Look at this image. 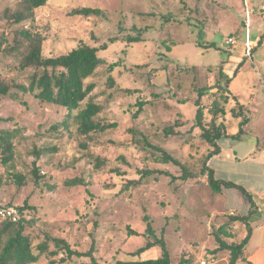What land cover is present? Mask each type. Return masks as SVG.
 Listing matches in <instances>:
<instances>
[{
	"label": "rangeland",
	"instance_id": "rangeland-1",
	"mask_svg": "<svg viewBox=\"0 0 264 264\" xmlns=\"http://www.w3.org/2000/svg\"><path fill=\"white\" fill-rule=\"evenodd\" d=\"M17 1L0 0L1 44L12 42L22 29L38 30L45 35L43 55L49 57L70 51L81 40L88 41L101 46L99 56L104 59L86 80L95 83V93L104 88L113 61H117L112 73L118 82L138 89L132 95L117 92L109 103L106 95L99 94L97 101L107 105L104 115L119 126L93 134L88 140L76 130L77 110L67 114L66 109L42 102L13 85L16 81L26 82L34 69L21 70L18 63L0 51V78H6L10 93L17 94L16 99L11 94H0V129L20 126L24 130L19 135L23 143L17 145L14 159L7 164L0 161V207L21 206L25 200L34 206L30 222L25 225L33 243L46 236L66 237L81 251L94 243V255L102 264L118 259L158 258L162 254L160 245L140 256L130 254L154 239L143 234L147 216L157 236L165 238L174 262L183 255L199 261L212 257L218 245L216 231L229 221L230 213L250 214V223L255 226L257 214L254 208L249 211V201L242 191L231 188L215 193L201 175V159L209 146L199 137V130L188 129L197 110L195 88L215 83L222 61L225 82L243 60L230 82V89L245 105L243 115L229 111L221 122L228 134H238L246 116L248 121L239 140L225 136L220 143L225 148L224 158L230 159L235 158L236 150L241 154L264 148V38L258 44L264 34V0H202L199 6L201 2L208 3L203 12L194 0H140L137 7L130 6L129 0H47L33 19L9 25L3 11ZM78 6L100 7L102 14L72 15L70 11ZM145 8L151 13L138 12ZM248 12L249 41L251 47H256L251 54L246 49ZM168 13H173V18L162 16ZM229 37L235 40L231 45L226 43ZM164 40L174 42L170 50ZM152 69H157L153 79ZM153 92L159 96L153 97ZM139 93L153 101L135 118L132 112L136 106L131 104ZM177 119L185 121L180 127L186 132L165 137L164 127ZM62 121L69 128L52 131L53 125ZM130 129L140 130L164 146L195 176L172 182L170 176L156 173L146 176L138 187L122 190L125 179L117 174L118 170L127 178H138L143 167L167 169L174 175L182 172L175 165H146L144 156L148 150L133 143L135 138L142 142V135L133 137ZM35 149H49L39 161L45 177L37 182L31 174ZM96 158L101 160L100 165L95 164ZM241 168L242 165L225 164L216 175L226 179L228 170L239 176ZM19 171L28 176L24 186L14 181L13 174ZM259 198L254 195V202ZM2 221L0 216V225ZM128 225L140 235L128 236ZM234 232L232 240L241 241L247 234L246 224L235 221ZM49 247L53 249L54 243L50 242ZM214 259L216 264H229L227 251H220ZM89 260L74 257L65 264ZM37 264L51 263L43 256Z\"/></svg>",
	"mask_w": 264,
	"mask_h": 264
},
{
	"label": "trees",
	"instance_id": "trees-1",
	"mask_svg": "<svg viewBox=\"0 0 264 264\" xmlns=\"http://www.w3.org/2000/svg\"><path fill=\"white\" fill-rule=\"evenodd\" d=\"M46 3L47 0H18L14 7L5 8L3 15L9 25L20 24L33 19L36 10ZM70 13L72 15L91 17L102 14V8L78 6L73 8ZM162 16L167 19L173 18V13H168V15L162 14ZM263 38L264 34L258 42L259 45ZM44 40L45 35L41 31L22 29L15 33L12 42H7L6 44L0 43L1 53L3 52L11 60L18 63L21 70L34 69L26 82L16 81L13 82V85L24 93L30 92L42 102L66 109L67 114H72L74 110H77L74 118L76 130L85 139L89 140L93 134L106 133L109 130L117 128L119 126L118 122L111 121L104 115L107 105H102L97 101V97L101 96L99 94L106 95V101L109 103L114 99L117 92H126L132 95L138 90L123 87L115 78L112 71L117 61L110 63L103 85L104 88L99 93H95V83H87L86 80L94 75L99 66L104 62V59L99 56L101 46L98 47L91 42L81 40L76 47L66 53L45 57L43 55ZM164 43L167 44V50H170L174 42L164 40ZM254 49H256L255 46L251 47L252 52ZM242 63L243 60L236 65L233 75L226 78L224 82L222 61L217 67L219 68V72L216 82L195 88L197 97L194 99V103L197 106V110L194 121L188 130H199V137L209 146L206 154L201 159V175L206 177V181L211 189L218 194L223 193L224 189H239L246 195L250 204L249 211H251L256 206L251 191L232 180L217 177L215 169L210 165L211 158L222 151L220 139L225 136L240 139V135L243 133V125L248 121L247 117L243 119L240 123L238 134H228L224 124L218 122L228 111H232L234 115H243L245 105L230 89V82L240 71ZM156 73L157 69L151 70V79L154 78L152 76ZM5 79L3 77L0 78V94H11L10 96L16 99L17 94L10 93L11 86L6 83ZM155 96L158 97L159 95L153 92V97ZM152 101V99L146 98L143 95L141 96V93L135 96V101L131 104L136 106L132 112L133 116L135 118L139 117L142 110L152 104ZM230 103H234V106L228 107ZM184 122L179 121V119L175 120L174 123L164 127L163 135L165 137L182 135V133L186 132L180 127L185 124ZM59 128L60 130H67L69 127L66 122L62 121L58 125H53L52 131ZM23 131V127L20 126L0 129V161L4 164L14 159L17 145L23 143L22 138L19 137ZM130 131L133 133V137L138 133L142 135V142L139 138H135L133 143L136 146L137 144H141L138 146L148 150L144 156L146 165L150 162L165 166L175 165L179 166L182 172L180 175H174L167 169L143 167L138 172V178H127L124 177L125 173L118 170L117 174L125 179L124 185L121 188L122 190L138 187L143 183L146 176L156 173L170 176L172 182L178 179L186 181L195 176L185 163L164 146L151 141L140 130L130 129ZM83 145L87 147L85 143ZM47 150H34L36 158L33 161L31 174L35 182L45 177V171L40 168L39 161ZM101 163V160L96 158L95 164L100 165ZM13 177L18 185L24 186L27 184L28 176L23 171L14 173ZM13 206L19 209L21 216L18 221L2 217L3 221L0 225V264H37L43 256L50 259L51 264H65L74 257L90 258L89 261L79 262L80 264H102L97 261L94 255L96 249L94 243L86 251L77 249L74 243L66 237L46 236L43 241L33 243L32 238L25 232V225L27 222H30L31 217H29V213L30 209L34 208V206L27 200H25L24 205ZM249 216L250 214L230 213L229 221L219 225L216 231V242L218 245L212 250V257L207 258L214 259V256L220 251H227L229 264H240L246 261L245 252L253 233V226L250 223ZM145 219L147 225L143 234L150 235L154 239L148 241L145 245L130 254L133 257L140 256L152 246L160 245L162 248L161 256L148 259H118L112 264H195L196 262L199 264V261H196L194 257H187L186 255H183L179 260L174 262L165 238L163 236L158 237L149 218L146 216ZM237 220L243 221L247 228V234L241 241L232 240L235 237L234 222ZM128 226V236L140 235L137 230L132 229L130 225ZM50 242L54 243L53 249L49 247ZM58 256L59 259H57Z\"/></svg>",
	"mask_w": 264,
	"mask_h": 264
},
{
	"label": "crops",
	"instance_id": "crops-1",
	"mask_svg": "<svg viewBox=\"0 0 264 264\" xmlns=\"http://www.w3.org/2000/svg\"><path fill=\"white\" fill-rule=\"evenodd\" d=\"M139 1L140 0H129V3H130L129 5L133 7H137ZM152 1L154 2L155 0H152ZM200 1L202 0H194V3L198 5V7H200L201 12L206 11L207 6L205 5H207L208 3L206 2L205 4L204 3L202 4L201 2L199 6ZM198 7H196L195 9L197 10ZM178 11L182 13L183 9L179 8ZM133 12H137V10ZM138 12L139 13H151V11L148 10L147 8L141 11H138ZM158 72H160V70ZM231 104H232L231 107L234 106V103H231ZM225 116L220 118L218 122L224 124L223 122H221V120L225 118ZM221 140L222 138L220 139V142ZM232 140L234 141L235 139H232ZM229 146L231 147V144ZM224 150L225 148L224 146H222V151L219 154L213 156L210 160V165L217 171L216 174L220 175L225 164L228 166H232L235 164L242 165L241 170H243V173L239 174V176H234L230 174L228 170H226L225 171V173L227 174L226 179L242 184L243 186H245L247 190L253 193V197L254 195H257L258 197H260L258 202L257 203L255 202L256 206L253 209L255 210V213L257 214V218H256L255 226L253 225V233H252L251 239L249 241V244L245 252L246 261L241 262L240 264H264V148L258 147L255 150H252V149L247 150V151L244 150L243 153L241 154H239V152L236 150L235 158H231V159L224 158Z\"/></svg>",
	"mask_w": 264,
	"mask_h": 264
},
{
	"label": "built area",
	"instance_id": "built-area-1",
	"mask_svg": "<svg viewBox=\"0 0 264 264\" xmlns=\"http://www.w3.org/2000/svg\"><path fill=\"white\" fill-rule=\"evenodd\" d=\"M248 15V19H247V28H246V49H247V53L251 54V45H250V41H249V37H250V33H249V12L247 13ZM235 42L233 37H229L226 40L227 44H233ZM0 216L3 218H9L13 221H18L21 214L20 211L17 207L15 206H2L0 207ZM199 264H216L215 259L213 258H201L199 260Z\"/></svg>",
	"mask_w": 264,
	"mask_h": 264
}]
</instances>
